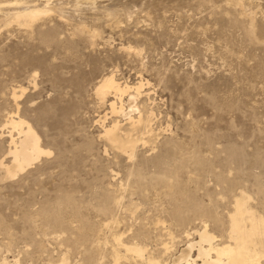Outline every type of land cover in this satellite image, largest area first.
I'll return each mask as SVG.
<instances>
[{"label": "rangeland", "instance_id": "rangeland-1", "mask_svg": "<svg viewBox=\"0 0 264 264\" xmlns=\"http://www.w3.org/2000/svg\"><path fill=\"white\" fill-rule=\"evenodd\" d=\"M46 1L0 0V162L12 114L50 150L13 177L0 166V264H114L112 232L171 264L205 224L227 242L241 194L264 217V0H48L31 26L13 20ZM109 73L148 83L154 138L131 159L101 136L126 123L95 93Z\"/></svg>", "mask_w": 264, "mask_h": 264}, {"label": "bare ground", "instance_id": "bare-ground-1", "mask_svg": "<svg viewBox=\"0 0 264 264\" xmlns=\"http://www.w3.org/2000/svg\"><path fill=\"white\" fill-rule=\"evenodd\" d=\"M49 10L47 0L43 7L33 5L31 7L25 6L17 10L13 13L12 18L19 24L31 26L37 18L43 14H47ZM6 23L8 22L6 21ZM253 32L251 28L246 31L250 38H253ZM145 84L148 83L142 80L131 85L121 83L115 78L114 74L109 73L101 78L95 87V93L99 99L104 103L108 101L106 104L109 106V113L121 116L126 120V126H124L125 124H121L118 119H112L109 125H102L103 132L101 136L110 146L126 154L129 159L136 155L135 150L138 142L144 143L154 138L152 126H150L152 113L150 112L144 115L142 108L137 105L138 99L136 100ZM15 95L14 91L13 96ZM108 96L114 97L115 100H109ZM122 97H125L126 101ZM104 119H106V114L103 116ZM7 123L11 127L9 131L10 145L8 150L10 161L7 164L1 161L0 166L4 171L5 177H13L27 166L29 168L42 155H48L50 150L41 145L39 135L28 121L16 114H12L9 116ZM133 174L135 177H141L139 172H134ZM249 200L250 197L245 194H241L235 198L233 212L229 215L227 242L218 243L219 240L217 237L207 230L205 224L203 228L194 230L193 233L196 234V239L188 238L184 247H181L182 249L179 252L170 256L171 264H260L261 259L264 258V217L253 210ZM120 201L117 200V204H114V206L116 205L121 208ZM108 207L100 206L98 209L102 214L109 217V221L105 222L103 227L113 231L111 230L114 226L112 224L117 223L119 220L113 215V207ZM124 207V210L133 212L132 204L124 205ZM99 230L98 228V234ZM189 234H187V237ZM108 239L109 236L105 235L104 241H95L97 243L91 244L89 249L93 247V251L99 250L102 243H109ZM111 240L114 244L112 247V261L114 264L120 263L129 256L146 260L148 264H162L160 260L154 257H146L147 248L141 245V243L133 241L128 244V242H124L122 233L112 232ZM163 247L166 252L170 249L168 245H163ZM123 249L124 252H122ZM193 252H196V254L193 255ZM2 264L9 263L5 261Z\"/></svg>", "mask_w": 264, "mask_h": 264}]
</instances>
